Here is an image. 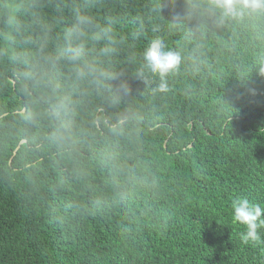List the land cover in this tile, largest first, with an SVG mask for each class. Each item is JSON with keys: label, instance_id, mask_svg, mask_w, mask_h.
<instances>
[{"label": "trees", "instance_id": "trees-1", "mask_svg": "<svg viewBox=\"0 0 264 264\" xmlns=\"http://www.w3.org/2000/svg\"><path fill=\"white\" fill-rule=\"evenodd\" d=\"M77 13L91 20L86 57L114 79L75 81L62 50ZM45 37L54 66L37 55ZM156 40L181 58L163 79L144 58ZM261 65L264 12L0 0V264H264V229L245 244L231 213L236 197L264 207ZM58 95L77 102L68 116Z\"/></svg>", "mask_w": 264, "mask_h": 264}, {"label": "clouds", "instance_id": "clouds-1", "mask_svg": "<svg viewBox=\"0 0 264 264\" xmlns=\"http://www.w3.org/2000/svg\"><path fill=\"white\" fill-rule=\"evenodd\" d=\"M207 7L209 11L217 13L221 18H236L246 14L254 15L264 12V0H207ZM90 24L89 17L76 14L75 23L66 31V44L62 50V55L72 66L73 76L77 83L91 79L99 84L115 77L110 71L100 66L96 60L86 57L84 44L81 41L86 38L85 28ZM101 31L106 36L109 30L102 29ZM99 38H101L99 34L92 37V39ZM46 42L47 37L41 43L37 55L46 64L54 66L59 57L44 52ZM109 51L111 50H103L104 53ZM11 58L15 60L17 56L13 54ZM144 58L151 72L158 74L161 79L177 70L181 59L179 53L165 51L163 42L160 40H156L150 45L144 54ZM21 59L27 63L28 55L25 54ZM259 73L264 75V65L259 67ZM20 75L27 81L36 80L39 82L47 79L46 73L41 75L34 71H25ZM164 88L165 85L161 84V89ZM76 103L70 96L58 95L52 106V111L57 118L68 116ZM25 118L32 119V114L29 113ZM57 133V138L60 141H71L73 137L71 123L62 120ZM231 213L232 223L242 229L241 240L245 244L260 240V230L264 229V207L261 204L253 203L247 197H236L231 201Z\"/></svg>", "mask_w": 264, "mask_h": 264}, {"label": "water", "instance_id": "water-1", "mask_svg": "<svg viewBox=\"0 0 264 264\" xmlns=\"http://www.w3.org/2000/svg\"><path fill=\"white\" fill-rule=\"evenodd\" d=\"M16 152V151H15Z\"/></svg>", "mask_w": 264, "mask_h": 264}]
</instances>
